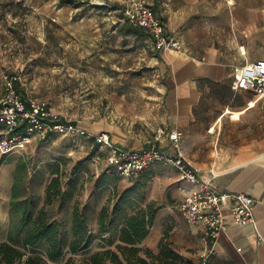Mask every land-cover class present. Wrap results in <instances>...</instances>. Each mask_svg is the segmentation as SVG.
<instances>
[{
    "label": "rangeland",
    "instance_id": "obj_1",
    "mask_svg": "<svg viewBox=\"0 0 264 264\" xmlns=\"http://www.w3.org/2000/svg\"><path fill=\"white\" fill-rule=\"evenodd\" d=\"M130 1L0 0V98L4 77L18 76L17 87L26 100H46L54 113L86 128L119 127L139 143L146 137V116L154 115L164 91L159 52L148 34L123 21ZM254 119L240 126L225 124L224 136L231 145L261 144L264 152V113L261 124L256 126ZM161 167L130 183L114 170L96 168L90 151L59 138L0 154V244L30 255L32 249L23 247L26 230L19 231L23 216L26 212L33 224L44 211L45 222L59 224L67 241L73 238L76 217L88 222L93 239L91 246L55 264H89L93 255L106 251L125 264L117 250L120 242L106 247L109 235H99L98 222L104 207L113 212L129 193L124 217L149 205L156 209L155 223L138 246L139 256L145 251L157 256L163 242L186 263L195 264L201 243L189 229L192 225L165 213L182 181L175 169ZM55 179L60 192L48 194Z\"/></svg>",
    "mask_w": 264,
    "mask_h": 264
},
{
    "label": "crops",
    "instance_id": "obj_2",
    "mask_svg": "<svg viewBox=\"0 0 264 264\" xmlns=\"http://www.w3.org/2000/svg\"><path fill=\"white\" fill-rule=\"evenodd\" d=\"M147 2L163 20L168 34L181 42L182 50L159 52L164 92L154 115L146 116V137L136 143L119 127L82 126L90 133L107 132L115 144L133 150L143 149L158 128L182 131L181 154L200 170L202 180L210 181L218 193L244 194L255 200L253 221L245 225L231 223L209 264H264V152L261 144L259 148L247 143L236 147L224 136L228 130L225 124L245 125L252 116L256 126L261 124L264 98L236 92L232 85L236 68L264 57V0ZM236 113L239 119L234 118ZM56 138L62 139L50 140ZM78 146L92 155L99 149L91 139ZM160 148L175 154L166 139ZM161 165L168 166L157 163L147 172H158ZM181 187V191L175 190L173 206L165 213L174 214L178 222L185 224L188 221L177 206L196 188L184 181ZM224 216L230 222L233 219L227 207ZM189 229L200 244L201 230L194 225Z\"/></svg>",
    "mask_w": 264,
    "mask_h": 264
},
{
    "label": "built area",
    "instance_id": "obj_3",
    "mask_svg": "<svg viewBox=\"0 0 264 264\" xmlns=\"http://www.w3.org/2000/svg\"><path fill=\"white\" fill-rule=\"evenodd\" d=\"M123 21L149 35L157 52H180L181 42L170 36L163 20L156 15L147 0H131L123 9ZM18 76L4 77V94L0 98V154L10 155L26 149L34 141L47 142L54 137L69 139L76 145L91 139L98 146L92 155L96 168L114 170L129 182L137 181L157 163L175 168L181 180L196 189L185 195L177 206L178 211L190 224L201 230V249L195 264H209L216 245L230 224L245 225L253 221L255 200L244 194L218 193L210 181L202 180L200 170L182 154L184 134L179 129L158 128L143 149L133 150L115 144L107 132L90 133L82 124L54 113L43 99H25L20 93ZM236 92H249L264 98V57L235 69L232 85ZM168 140L175 154L160 148L162 140ZM228 208L233 219L224 216Z\"/></svg>",
    "mask_w": 264,
    "mask_h": 264
},
{
    "label": "trees",
    "instance_id": "obj_4",
    "mask_svg": "<svg viewBox=\"0 0 264 264\" xmlns=\"http://www.w3.org/2000/svg\"><path fill=\"white\" fill-rule=\"evenodd\" d=\"M134 32L140 33L135 30ZM53 189L60 192L58 179L50 184L48 194H51ZM129 199L130 194L128 193L113 212L107 207L100 212L99 235L101 237L109 235V239L105 242L106 247L113 246L115 241L120 242L117 250L121 253L125 264H188L163 242L159 246L157 256L152 255L150 251H145L144 257L139 256L142 250L138 246L148 237L150 228L155 223L156 209L153 205H149L145 209L124 217L123 208L130 204ZM44 217L45 212L42 211L32 224L28 214L24 213L19 231L26 230L23 247L32 249L31 254L27 255L9 243H3L0 244V264H55L62 261L66 254L75 255L84 245L86 247L92 245L93 239L89 240V227L86 220L80 222L76 217L72 227L73 238L69 242L67 234L60 229V225L45 222ZM37 248H44V250L37 252ZM119 262L117 254L113 251H106L93 255L89 264H119ZM65 264L74 263L69 260Z\"/></svg>",
    "mask_w": 264,
    "mask_h": 264
},
{
    "label": "bare ground",
    "instance_id": "obj_5",
    "mask_svg": "<svg viewBox=\"0 0 264 264\" xmlns=\"http://www.w3.org/2000/svg\"><path fill=\"white\" fill-rule=\"evenodd\" d=\"M235 119H239L240 118V114L236 113L233 115Z\"/></svg>",
    "mask_w": 264,
    "mask_h": 264
}]
</instances>
